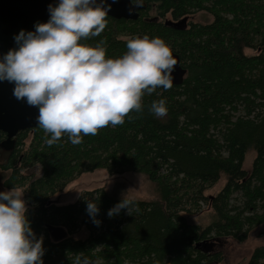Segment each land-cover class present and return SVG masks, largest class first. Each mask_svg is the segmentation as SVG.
I'll use <instances>...</instances> for the list:
<instances>
[{"label":"trees","instance_id":"1","mask_svg":"<svg viewBox=\"0 0 264 264\" xmlns=\"http://www.w3.org/2000/svg\"><path fill=\"white\" fill-rule=\"evenodd\" d=\"M145 2L138 19L107 16L104 31L81 43L104 41L106 58H119L129 39L162 38L186 69L181 84L145 94L141 113L83 136L80 144L64 134L49 145L50 134L37 126L18 132L13 150L5 151L0 131L2 185L25 190L30 227L43 240V264H75L77 256L89 264H229L220 250L202 252L196 243L211 236L242 242L264 224V0ZM196 12L211 20L165 24ZM246 48L255 53L246 55ZM161 99L168 111L157 118L149 108ZM249 151L254 157L247 170ZM99 169L144 174L156 199L130 198L131 215L122 209L111 218L109 210L123 197L105 188L85 190L72 203L51 200L74 178ZM221 180L218 192L208 195ZM90 200L99 208V225L87 212ZM203 204L210 222H188ZM49 227L61 235L54 238ZM82 230L85 237L74 236ZM242 264H264V245Z\"/></svg>","mask_w":264,"mask_h":264},{"label":"clouds","instance_id":"2","mask_svg":"<svg viewBox=\"0 0 264 264\" xmlns=\"http://www.w3.org/2000/svg\"><path fill=\"white\" fill-rule=\"evenodd\" d=\"M104 3L59 0L49 7L48 22L38 23L34 32L21 30L15 37L19 47L0 59V80L14 82L15 97L39 108L38 125L50 134L49 145L64 134L80 144L83 136L123 125L133 112L143 111L145 94L173 85L178 61L162 38L129 39L127 52L119 58H106L104 41L96 46L81 43L106 28L110 5ZM132 3L142 6V0ZM149 111L157 118L166 116V102L153 101ZM24 193L20 187L0 191V264H43V240L30 227ZM122 209L131 215L133 200L123 197L108 216ZM87 212L99 225L94 201L87 203ZM75 264L89 261L77 256Z\"/></svg>","mask_w":264,"mask_h":264},{"label":"water","instance_id":"3","mask_svg":"<svg viewBox=\"0 0 264 264\" xmlns=\"http://www.w3.org/2000/svg\"><path fill=\"white\" fill-rule=\"evenodd\" d=\"M58 4L59 0H0V59L10 50L19 47L15 37L21 30L34 32L38 23H46L50 19L49 7ZM109 5L108 16L126 20H136L139 12L146 8L144 0L139 7L132 0H105L104 6ZM185 22L186 17L176 22L166 21L165 24L178 26ZM173 55L178 61L172 73L173 85H179L183 82L186 69L182 67L179 55L175 52ZM14 88V82L0 80V131L5 134L1 147L5 151L13 150L18 132L39 126V108L30 106L26 99H17ZM49 230L54 238H58L62 232L60 228L49 227ZM212 241H218V238L201 240L196 243L195 248L209 252L214 244Z\"/></svg>","mask_w":264,"mask_h":264},{"label":"rangeland","instance_id":"4","mask_svg":"<svg viewBox=\"0 0 264 264\" xmlns=\"http://www.w3.org/2000/svg\"><path fill=\"white\" fill-rule=\"evenodd\" d=\"M191 20L193 22H209L211 17L204 12H196ZM246 55H252L255 53L252 49H244ZM254 157V152L249 151L246 155L244 168L249 170ZM34 175L39 174V168L36 166L32 169ZM6 172L0 171V191H8L11 188H5L2 185L3 178L6 176ZM224 181H219L213 188L207 191L208 195H215L222 187ZM96 188H105L116 197H128L142 200L156 199V193L152 183L145 177L144 174L135 171H124L122 173H108L104 169L94 170L92 172H86L80 176L74 178L65 189L55 194L51 200L57 204H67L74 202L79 194L85 190H92ZM234 200V202H237ZM206 204L202 205L199 212L187 215V221L190 223H198L200 225H206L210 222V213ZM264 224L253 228L249 232V236L242 242L235 241L231 238L225 239L224 243L215 241L212 245V252L214 250H220L225 260L229 264H242L247 259L252 250L264 245ZM85 232L82 230L76 233L75 237H85ZM214 235V234H212ZM220 246V247H219ZM211 250V249H210ZM209 250V252H211Z\"/></svg>","mask_w":264,"mask_h":264},{"label":"flooded vegetation","instance_id":"5","mask_svg":"<svg viewBox=\"0 0 264 264\" xmlns=\"http://www.w3.org/2000/svg\"><path fill=\"white\" fill-rule=\"evenodd\" d=\"M144 1H145V0H144ZM146 7H147V6H146ZM145 9H146V8H145ZM145 9H144V10H145ZM141 11H142V10H141ZM141 11H140V12H141ZM140 12H139V16H140ZM139 16H138V18H139ZM192 16H193V15H188V16L186 17V22H185V24L183 23V24H181V26H182V27H186L188 24H190L191 22H193V21L191 20ZM109 17H110V16H109ZM138 18H137V19H138ZM124 20H126V19H124ZM131 21H134V20H131ZM210 238H213V237L211 236ZM219 247H220V246H219ZM211 252H212V249H211ZM211 252H209V253H211ZM215 252H217V250H214L212 253H215ZM212 253H211V254H212Z\"/></svg>","mask_w":264,"mask_h":264}]
</instances>
